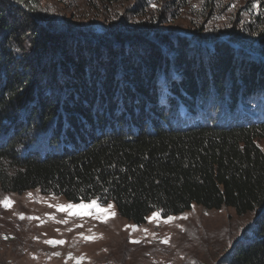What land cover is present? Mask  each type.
<instances>
[{"label":"trees","instance_id":"obj_1","mask_svg":"<svg viewBox=\"0 0 264 264\" xmlns=\"http://www.w3.org/2000/svg\"><path fill=\"white\" fill-rule=\"evenodd\" d=\"M81 1L0 0V189L138 226L230 208L255 219L230 264H264V15L188 36L157 0Z\"/></svg>","mask_w":264,"mask_h":264},{"label":"rangeland","instance_id":"obj_2","mask_svg":"<svg viewBox=\"0 0 264 264\" xmlns=\"http://www.w3.org/2000/svg\"><path fill=\"white\" fill-rule=\"evenodd\" d=\"M188 1L185 10L181 0H157L151 9L166 10L170 25L180 26L188 36L193 23L206 33H219L232 27L244 30L264 15V0ZM209 2L214 8L204 13ZM226 100L210 96L209 102L218 101L214 117L222 115ZM255 105H248L251 115L257 114ZM257 145L264 153V138ZM93 202L95 207L81 214L66 208ZM169 218L152 213L138 226L122 218L114 202L74 203L39 189L21 195L0 189V264H230L255 220L240 218L230 208L207 210L198 205Z\"/></svg>","mask_w":264,"mask_h":264},{"label":"snow or ice","instance_id":"obj_3","mask_svg":"<svg viewBox=\"0 0 264 264\" xmlns=\"http://www.w3.org/2000/svg\"><path fill=\"white\" fill-rule=\"evenodd\" d=\"M92 207H95V202H93L92 205L85 206L84 204H80L79 206H73V205H68L66 206L67 210L71 212H75L76 214H81V212L87 211V209H90ZM111 207V206H109ZM59 210H64V206L61 207ZM169 219H172L171 217Z\"/></svg>","mask_w":264,"mask_h":264}]
</instances>
